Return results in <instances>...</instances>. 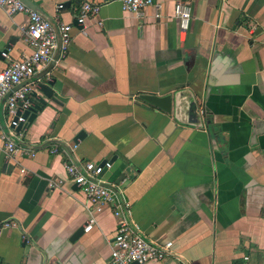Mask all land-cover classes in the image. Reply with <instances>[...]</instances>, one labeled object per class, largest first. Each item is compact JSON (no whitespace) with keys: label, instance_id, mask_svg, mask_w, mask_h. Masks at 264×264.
<instances>
[{"label":"crops","instance_id":"1","mask_svg":"<svg viewBox=\"0 0 264 264\" xmlns=\"http://www.w3.org/2000/svg\"><path fill=\"white\" fill-rule=\"evenodd\" d=\"M84 1L97 12L80 26ZM154 1L137 14L122 0H25L73 27L67 54L35 73L24 151L9 159L0 133V223H14L0 264H111L115 207L84 229L92 209L69 157L110 160L102 177L127 218L173 242L146 264H264V0ZM178 1L191 8L185 29ZM26 21L0 7V70L31 52ZM144 95L169 96V110Z\"/></svg>","mask_w":264,"mask_h":264},{"label":"built area","instance_id":"2","mask_svg":"<svg viewBox=\"0 0 264 264\" xmlns=\"http://www.w3.org/2000/svg\"><path fill=\"white\" fill-rule=\"evenodd\" d=\"M126 10L141 14L142 10L149 5L158 6L154 0H122ZM0 7L8 14L24 13L27 17L22 31L25 40L31 46V52L19 60H10L0 70V120L4 116L6 131L1 129V138L4 139L5 154L9 159H14L15 154L24 151L18 143L24 126L28 122V116L33 107L32 96L36 90L34 76L36 71L44 63L51 60L54 52L61 57L67 54L71 40V23L60 22L52 24L36 9L23 0H0ZM59 2L57 8H62ZM97 6L89 1L82 2L77 24L83 26L85 20L95 15ZM191 16L190 5L184 2H176L174 5V17L178 20L179 27L185 29ZM6 56V52H2ZM54 146L51 151L54 152ZM26 151V150H25ZM110 160L82 161L75 157H69L64 162L65 170L70 180L85 194L87 204L92 211L84 228L89 230L96 223L94 210H99L104 203L114 205L116 226L110 239L109 261L111 264H146L151 260L162 261L172 252L171 240H151L127 218L124 213L122 202L102 177L105 170L111 167ZM26 173L20 168V175ZM60 182V181H58ZM53 185L52 183L50 186ZM13 221L0 223V235L6 228L12 227Z\"/></svg>","mask_w":264,"mask_h":264},{"label":"water","instance_id":"3","mask_svg":"<svg viewBox=\"0 0 264 264\" xmlns=\"http://www.w3.org/2000/svg\"><path fill=\"white\" fill-rule=\"evenodd\" d=\"M25 2V0H23ZM39 89L41 92L45 95L48 96L51 94L50 88L46 84H39ZM143 98L159 107H161L164 110H169V96H163V97H158L154 95H144ZM42 101V100H40ZM39 106L37 104H33V107L31 108V113L28 116V120L32 117V114L34 113L35 109H37ZM83 230V227L81 228L80 231Z\"/></svg>","mask_w":264,"mask_h":264}]
</instances>
